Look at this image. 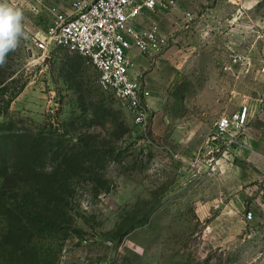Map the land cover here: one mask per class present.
I'll return each mask as SVG.
<instances>
[{
	"label": "rangeland",
	"instance_id": "1",
	"mask_svg": "<svg viewBox=\"0 0 264 264\" xmlns=\"http://www.w3.org/2000/svg\"><path fill=\"white\" fill-rule=\"evenodd\" d=\"M82 1L11 0L30 29L0 67V230H18L4 237L15 264H264V0L160 14L179 23L158 30L176 61L153 82L146 129L85 56L36 48ZM244 104L246 134H220ZM32 142L29 167L18 151Z\"/></svg>",
	"mask_w": 264,
	"mask_h": 264
},
{
	"label": "built area",
	"instance_id": "2",
	"mask_svg": "<svg viewBox=\"0 0 264 264\" xmlns=\"http://www.w3.org/2000/svg\"><path fill=\"white\" fill-rule=\"evenodd\" d=\"M75 12L68 15L57 12L54 23L44 38H36L38 50L49 53L61 47L85 56L99 73L100 84L113 90L123 102L135 123L146 129L150 119L148 98L151 93L139 78L132 76L131 52L138 48L152 56L165 38L154 25L148 31H139L134 21L144 12L170 13L175 0H93L77 2ZM194 19L187 13L184 22ZM264 74V65L261 68ZM257 114L264 111V95L257 99ZM251 108L244 104L236 112L222 116L216 123L219 133L229 134L238 129L246 134Z\"/></svg>",
	"mask_w": 264,
	"mask_h": 264
},
{
	"label": "crops",
	"instance_id": "3",
	"mask_svg": "<svg viewBox=\"0 0 264 264\" xmlns=\"http://www.w3.org/2000/svg\"><path fill=\"white\" fill-rule=\"evenodd\" d=\"M152 13L155 12L146 11L134 21V25L139 31H148L153 25H157L160 32L163 33V30L166 31L170 29L169 27H173V24L175 23L173 15L160 16V14L162 15L164 13L159 12L157 14L160 19L157 20ZM165 25H168V28H165ZM176 25L178 26L179 23ZM173 54L175 55L174 46L167 43L166 40L161 43L152 56L145 55L138 48H134L131 52L133 62V67L131 69L132 76L142 80L145 84V88L151 92L150 89L153 87V82L159 83L163 80L165 67L168 65L167 59L170 58V61L173 63L176 61ZM252 111L254 112V109L251 108V113ZM255 111L257 110L255 109ZM259 119L260 122L257 121L253 123L254 131L262 133L264 131V115H262Z\"/></svg>",
	"mask_w": 264,
	"mask_h": 264
},
{
	"label": "clouds",
	"instance_id": "4",
	"mask_svg": "<svg viewBox=\"0 0 264 264\" xmlns=\"http://www.w3.org/2000/svg\"><path fill=\"white\" fill-rule=\"evenodd\" d=\"M29 31L23 11L11 0H0V67L7 64L9 53L14 52L23 39H27Z\"/></svg>",
	"mask_w": 264,
	"mask_h": 264
},
{
	"label": "trees",
	"instance_id": "5",
	"mask_svg": "<svg viewBox=\"0 0 264 264\" xmlns=\"http://www.w3.org/2000/svg\"><path fill=\"white\" fill-rule=\"evenodd\" d=\"M9 138V137H8ZM12 138V140L11 141H14L12 144L14 145V147H15V149H16V151L17 150H19V147H20V144L19 145H17L18 144V141H16V136H12V137H10V139ZM33 143V142H32ZM35 148H37V146H36V144L35 143H33V144H30V145H28V147L27 148H22V151H18V152H20V156L22 155V158H24L25 159V164L27 165V166H29V167H32L33 166V164H34V153H35ZM8 174H7V172H4V176H3V179H8V176H7ZM4 184H6L5 182H4ZM2 206H4V204L2 205V202H0V210H1V208H2ZM19 207H21V205H19V206H17L15 209L16 210H19ZM7 212L9 211V209L8 210H6ZM1 225V224H0ZM11 228V227H10ZM16 230V229H14V228H11V229H8V231H11V234L12 233H15L14 231ZM8 231H6V228L5 229H2V231L0 230V258H3V260L4 261H6L5 263L7 264H15L16 262H15V260H14V258H12V254H14L13 253V251H10L9 252V248L10 247H12V246H10L8 243H6V241L4 240V237H6V235H7V232ZM16 231H18V230H16ZM1 232H3V236L1 235ZM10 233V232H9ZM5 235V236H4ZM15 247H17L16 245H14ZM13 250H14V248H13ZM1 264V263H0Z\"/></svg>",
	"mask_w": 264,
	"mask_h": 264
}]
</instances>
